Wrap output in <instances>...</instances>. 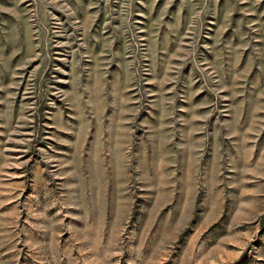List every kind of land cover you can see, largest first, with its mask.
Segmentation results:
<instances>
[{"label":"rangeland","instance_id":"374dc122","mask_svg":"<svg viewBox=\"0 0 264 264\" xmlns=\"http://www.w3.org/2000/svg\"><path fill=\"white\" fill-rule=\"evenodd\" d=\"M0 264H264V0H0Z\"/></svg>","mask_w":264,"mask_h":264}]
</instances>
